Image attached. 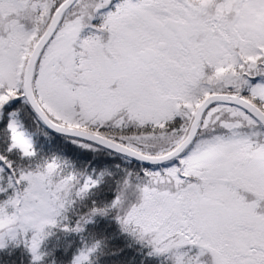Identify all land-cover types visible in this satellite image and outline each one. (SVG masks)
Listing matches in <instances>:
<instances>
[{
	"label": "snow or ice",
	"instance_id": "snow-or-ice-1",
	"mask_svg": "<svg viewBox=\"0 0 264 264\" xmlns=\"http://www.w3.org/2000/svg\"><path fill=\"white\" fill-rule=\"evenodd\" d=\"M17 249L264 264V0H0V253Z\"/></svg>",
	"mask_w": 264,
	"mask_h": 264
},
{
	"label": "trees",
	"instance_id": "trees-1",
	"mask_svg": "<svg viewBox=\"0 0 264 264\" xmlns=\"http://www.w3.org/2000/svg\"><path fill=\"white\" fill-rule=\"evenodd\" d=\"M0 260L3 261V264H28L27 256L23 255L19 249L15 250L11 255L0 253ZM152 264H155V262L153 261Z\"/></svg>",
	"mask_w": 264,
	"mask_h": 264
}]
</instances>
